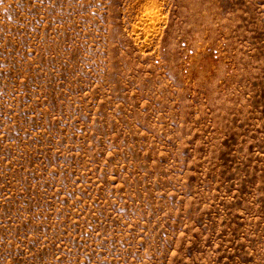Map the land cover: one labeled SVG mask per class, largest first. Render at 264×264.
Returning <instances> with one entry per match:
<instances>
[{
    "label": "rangeland",
    "instance_id": "rangeland-1",
    "mask_svg": "<svg viewBox=\"0 0 264 264\" xmlns=\"http://www.w3.org/2000/svg\"><path fill=\"white\" fill-rule=\"evenodd\" d=\"M0 264H264V0H0Z\"/></svg>",
    "mask_w": 264,
    "mask_h": 264
}]
</instances>
